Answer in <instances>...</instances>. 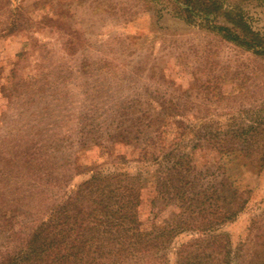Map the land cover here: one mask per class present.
<instances>
[{"label": "rangeland", "instance_id": "374dc122", "mask_svg": "<svg viewBox=\"0 0 264 264\" xmlns=\"http://www.w3.org/2000/svg\"><path fill=\"white\" fill-rule=\"evenodd\" d=\"M207 2L188 11L186 0H0V257L100 174L138 187L143 229L166 234L182 209L164 197L183 194L195 169L192 189L215 183L218 205L235 194L245 204L219 228L233 264H264V163L225 159L209 141L231 115L261 121L264 136V51L222 29L246 23V38L264 46V0ZM180 170L179 188L164 186ZM188 218L154 264H177L178 248L202 236L204 219Z\"/></svg>", "mask_w": 264, "mask_h": 264}, {"label": "trees", "instance_id": "16d2710c", "mask_svg": "<svg viewBox=\"0 0 264 264\" xmlns=\"http://www.w3.org/2000/svg\"><path fill=\"white\" fill-rule=\"evenodd\" d=\"M207 3V0H186L188 5L186 10L190 11V5L205 8ZM215 4L212 3L211 6ZM210 9L207 7V12H212L209 11ZM242 28L245 32L252 33L246 23ZM222 29L226 32V37L238 45L257 52L264 51L262 39H257L258 36L249 40L246 38L248 35L241 29L239 30L244 34L227 26ZM259 47L261 49H257ZM261 125V121L254 119L246 124L231 115L228 119V130L224 128L223 134L210 135L209 141L214 142L210 144V147L218 149L226 156L225 159L229 160L233 154L236 157L253 158L255 153L258 158L250 162L263 164L264 136L258 133ZM254 144L263 148L262 156L259 152L252 153ZM198 146L199 144L195 145V147ZM184 159L185 156H182V161L175 165L180 164L181 167ZM188 160L191 162L192 159ZM219 168L223 169L222 166ZM191 169L192 167L188 172ZM179 172V175L176 173L171 179L165 177L166 172L162 178L164 186L170 187L172 182L171 185L177 190L181 183L180 175L183 173L181 170ZM194 172L196 175L195 169ZM118 177L117 173L94 175L80 186L74 195L52 210L51 216L42 221L24 247L5 257L1 255L0 264H154L162 262L166 254L160 252V243L162 242V251H164V240L168 241L169 246L174 237L184 231V224L187 226L188 223L185 218L186 216L188 218V215L189 220L198 217L204 219L203 226L195 228L200 227L202 236L178 248L177 264H204L203 261L208 262L214 258H219L218 261L222 258L220 261L222 264H233L236 254L231 237L228 234L219 233V228L222 224L236 219L241 208L245 206L240 203L236 194L233 195L231 203L227 201L224 205H218L220 197H218L219 191L215 183L214 186L212 185V189L215 188L214 191L210 192L206 188L200 192L192 189V184L197 185L194 184L192 177L188 176L184 179L183 194L180 195L177 191L175 195L172 193L170 197H164L171 201L180 200L182 213L179 217L177 216L176 229L173 228L174 230L166 234L162 231L156 233L155 229L151 232L142 227L143 219L136 210L141 202L138 187L136 192H133L132 183L127 184ZM214 179L218 177L215 176ZM210 216L215 218V223L206 220ZM182 222L185 223L182 224ZM189 226L185 228L188 229ZM216 244H218V250L213 248ZM209 250L214 251L205 254Z\"/></svg>", "mask_w": 264, "mask_h": 264}]
</instances>
